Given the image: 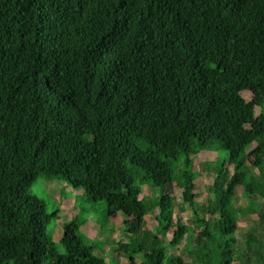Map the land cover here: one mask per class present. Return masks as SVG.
I'll use <instances>...</instances> for the list:
<instances>
[{
    "label": "trees",
    "instance_id": "16d2710c",
    "mask_svg": "<svg viewBox=\"0 0 264 264\" xmlns=\"http://www.w3.org/2000/svg\"><path fill=\"white\" fill-rule=\"evenodd\" d=\"M209 151L223 155L200 207L193 158ZM41 173L104 201L105 221L128 213L114 250L129 264H189L184 240L190 264H264L256 233L235 236L264 202V0H0V264H108L74 221L58 252V212L27 193Z\"/></svg>",
    "mask_w": 264,
    "mask_h": 264
},
{
    "label": "rangeland",
    "instance_id": "374dc122",
    "mask_svg": "<svg viewBox=\"0 0 264 264\" xmlns=\"http://www.w3.org/2000/svg\"><path fill=\"white\" fill-rule=\"evenodd\" d=\"M242 97L248 100L249 92L243 91ZM256 113H259V109L256 110ZM221 154L222 153L216 151L201 152L196 154L193 158L197 167V172H199V167L205 164V166H202L203 168L200 167L202 175L198 173L199 177L195 180L197 185L196 192L200 195L197 199V205L200 207L208 204L210 198L209 187L215 178L214 168L216 162L221 158ZM250 174L253 177L258 176L256 170H251ZM161 192L163 194H169L175 199L177 211H179V215L183 222L192 228L191 233L194 234L198 232L200 228L196 225L190 210L186 209L181 212L178 208V205L181 203L182 188L175 184H168ZM27 193L37 197L45 205L49 213L55 210L58 212L57 218L49 226V232L60 254L64 253L63 246L60 244L63 234V225L74 221L77 225V230L75 231L76 235L82 239L85 245L92 248L94 255H104L109 262L108 264H129L128 256L116 253L114 250L120 239L123 240V242L128 241L127 238H124L125 232L122 225L123 221L128 218L127 212L124 213L119 211L116 218L105 221L106 204L104 201L93 203L90 198L84 194L81 188H71L67 183L61 181L58 176H52L46 173H41L37 176L36 180L31 183L30 187L27 189ZM158 194V192L146 186L142 187L141 197L145 198L147 204H149V200L153 201L156 199ZM243 194L244 191L242 188L236 187L234 202L237 206L244 207L247 205V201L244 199ZM252 206L258 213L264 206V202L258 199L255 200ZM151 211L152 212L145 217L143 226L149 231L153 230L156 226V209L152 208ZM256 212L252 214H242L241 216L238 215L237 217V230L235 236L238 239L240 248L244 247L246 235L250 232L256 233L264 242V230L260 228L257 223ZM172 231L173 229H170V235ZM195 241L196 237L194 238V242ZM188 248H190V246L187 244V240H184L181 243V251H179V254L190 264L191 256L185 253ZM175 254H178V252L176 251ZM136 259L138 260L137 264H142L140 255L137 254ZM234 264L238 263L235 262Z\"/></svg>",
    "mask_w": 264,
    "mask_h": 264
},
{
    "label": "crops",
    "instance_id": "0c3cea01",
    "mask_svg": "<svg viewBox=\"0 0 264 264\" xmlns=\"http://www.w3.org/2000/svg\"><path fill=\"white\" fill-rule=\"evenodd\" d=\"M119 213V212H118ZM118 215V214H117ZM117 217V216H116Z\"/></svg>",
    "mask_w": 264,
    "mask_h": 264
}]
</instances>
